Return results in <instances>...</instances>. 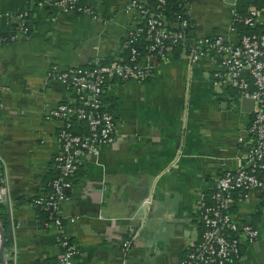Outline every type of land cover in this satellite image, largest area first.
Instances as JSON below:
<instances>
[{
	"label": "crops",
	"instance_id": "0c3cea01",
	"mask_svg": "<svg viewBox=\"0 0 264 264\" xmlns=\"http://www.w3.org/2000/svg\"><path fill=\"white\" fill-rule=\"evenodd\" d=\"M0 0V34L16 15L30 13L32 33L0 43V214L6 217V264H51L61 259L62 237L81 249L75 264H180L199 242V211L226 171L245 154L252 112L236 91L216 86L217 60L191 64L187 51L152 59L146 81L107 82L102 99L111 106L116 139L99 154L79 158L61 203L63 229L48 225L33 205L56 175L60 120L50 110L78 104L76 94L48 75L50 65L90 67L125 57L122 43L139 24L130 0H83L95 14L66 11L51 0ZM195 27L192 40L223 35L237 41L233 7L238 0H185ZM151 199V203L146 200ZM240 222L260 230L244 242L232 264H264V194L237 199ZM1 242V237H0ZM126 243V245H125ZM0 264L2 261L0 259Z\"/></svg>",
	"mask_w": 264,
	"mask_h": 264
},
{
	"label": "built area",
	"instance_id": "2783aa9c",
	"mask_svg": "<svg viewBox=\"0 0 264 264\" xmlns=\"http://www.w3.org/2000/svg\"><path fill=\"white\" fill-rule=\"evenodd\" d=\"M66 11L95 14L92 8L79 4V0H51ZM166 0H158V5L150 7L147 0H130L126 11L137 10L140 24L123 40L122 48L127 58L107 63H97L91 67L75 66L63 69L57 64L50 65L48 75L67 86L77 96L78 104L63 102L50 110L49 117L60 120L63 125L58 134L60 152L54 157L56 177L50 182V192L36 197L33 205L48 212V225L53 223L63 229L61 203L71 186V177L76 172L77 162L84 154H99V146L111 144L116 139V121L112 111L101 102L107 82L146 81L153 74L152 59L156 56L169 59L175 45L183 40V33L172 30L162 23V5ZM38 6L44 2L36 1ZM185 14L178 15V25L184 29L194 27L186 1ZM233 29L237 24L248 27L264 26V7H250L241 14L233 7ZM29 11L22 10L16 15V29L13 33L0 34V43L14 42L29 38L32 33ZM238 30V29H237ZM146 38V51L139 45ZM187 55L191 64L206 56L217 60V68L212 72L216 86H227L236 91L239 99L254 100L250 132L253 139L246 143L245 154L238 157L236 171H226L217 180L212 192V204H202L199 218L203 224L199 242L190 247L180 264H232L241 257L244 242L254 243L260 237V230L251 222H240L233 214L234 191H241V200H248L255 191L264 194V31L240 33L237 41L223 35L205 36L191 39ZM83 120L89 133L82 135L72 129L71 119ZM151 203V199L146 200ZM64 252L61 259L51 264H75L81 254L80 246L67 236L62 237ZM126 245V243H125Z\"/></svg>",
	"mask_w": 264,
	"mask_h": 264
},
{
	"label": "trees",
	"instance_id": "16d2710c",
	"mask_svg": "<svg viewBox=\"0 0 264 264\" xmlns=\"http://www.w3.org/2000/svg\"><path fill=\"white\" fill-rule=\"evenodd\" d=\"M180 2H181V0H166V3L164 5H162V10H163V18L161 20L162 23L167 24V26L174 31L183 33L182 42L175 45V48L173 49V52L171 53L170 57H178L181 54V52H183V50H188L189 45L191 43V39L195 35V27H188V28L184 29L181 25H178V21H179L178 15L180 13H183L186 16L185 5L181 6ZM78 3L84 4V1L79 0ZM147 3L150 7L154 8V10H155V7L158 5V0H147ZM252 6L258 7V8L264 7V0H238L236 7H237L238 11L241 14H243V13H246L248 11V9ZM13 24H14L13 22L10 24L8 33L15 32L16 27L14 29ZM236 27L239 30V33H241V34L251 33V32H255V31H264V26L252 28V27L245 26L243 24H237ZM148 43L149 42L146 38H142L140 40L139 45L141 46V48L143 50L145 49L144 51H146V47H147ZM124 53H125V57L127 58V55H128L127 51L124 50ZM101 102L103 103V105L105 106L106 109H109L110 111H112L111 106L104 103V101L102 99V95H101ZM71 123H72V129L75 131V133H80L82 135H87L89 133L88 125L85 121L79 120L76 118H72ZM76 173H77V171L71 177V180L76 175ZM55 177H56V175H55ZM49 192H50V186H49L48 193ZM211 196H212V193L206 197V199H205L206 204H212L213 203ZM240 198H241V191L235 190L234 195H233V204L231 205L232 211L235 208V205H236L235 203L237 202V199H240ZM2 207L3 206L0 204V209H2ZM37 209L42 214L43 221L44 222L47 221L49 219L48 212H46L42 209H39V208H37ZM0 220L3 224V226L5 227L7 225V221H6V217L3 213L0 214ZM200 223H201V227H203V224L201 221H200Z\"/></svg>",
	"mask_w": 264,
	"mask_h": 264
},
{
	"label": "water",
	"instance_id": "95a60500",
	"mask_svg": "<svg viewBox=\"0 0 264 264\" xmlns=\"http://www.w3.org/2000/svg\"><path fill=\"white\" fill-rule=\"evenodd\" d=\"M178 26V25H177ZM242 106H245V109L252 112L254 108V100L252 99H242L241 100ZM2 183V172L0 170V186ZM70 188L67 189V192H69ZM0 237H1V242H0V259L2 261V264H6L5 258H4V250L7 242V235L4 227L0 223Z\"/></svg>",
	"mask_w": 264,
	"mask_h": 264
}]
</instances>
